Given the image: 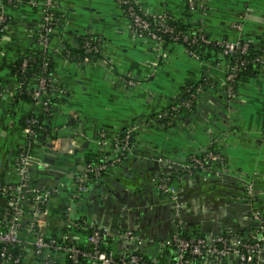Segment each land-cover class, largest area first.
<instances>
[{"label": "crops", "instance_id": "crops-1", "mask_svg": "<svg viewBox=\"0 0 264 264\" xmlns=\"http://www.w3.org/2000/svg\"><path fill=\"white\" fill-rule=\"evenodd\" d=\"M55 1L58 21L50 46L53 74L66 93L57 95L52 127L63 148L52 149L54 138L32 150L48 163L38 167L36 183L60 189L50 202L52 233L66 226L62 216L69 205L73 219L86 218L113 232L116 253L141 251L158 264L172 261L174 251L165 242L175 234L230 235L244 241L261 238L264 58L259 72L241 82L234 96L210 88L194 111L167 128L168 123H158L151 116L168 109L189 82L201 80L203 63L181 44L160 49L150 37L140 36L119 0ZM191 1L195 9L190 8V0L142 3L151 14L167 11L185 23L202 24L213 39L242 37L264 43V0ZM43 9L40 3L25 1L6 10L9 21L0 38L3 81L11 80L10 63L38 45ZM87 34L102 37L104 49L101 57L82 63L67 50ZM210 66L223 88L228 61L218 65L212 60ZM11 105L9 94L0 96V177L16 182L17 149L25 138L21 119L31 106ZM136 120L142 123L129 159L90 181L82 197L73 199L74 179L85 169L88 157L117 155L112 144L101 143L100 132L114 137ZM215 142L226 159L224 168L209 173L186 167L190 156ZM162 185L169 186L170 192ZM126 232L135 238L124 236ZM193 264H264V243L252 262L234 255L223 260L201 258Z\"/></svg>", "mask_w": 264, "mask_h": 264}, {"label": "built area", "instance_id": "built-area-1", "mask_svg": "<svg viewBox=\"0 0 264 264\" xmlns=\"http://www.w3.org/2000/svg\"><path fill=\"white\" fill-rule=\"evenodd\" d=\"M29 2L33 5H43V18L38 27L39 37L38 45L46 52V57L49 59L52 54L51 39L57 27V17L54 13L55 0H1L0 7V38L5 32L9 16L6 10L12 3ZM125 7L126 14L131 21L133 28L140 36H148L157 42L160 49L166 45L165 35L174 40V43L183 46L202 42L204 44H215L222 48L219 55H232L233 53L245 54L248 51V42H243V38L239 37L236 41L227 39H213L209 36L202 24L198 26V34L192 39L188 35H181L182 31L176 30L175 26L169 24V21L175 19L173 15L167 11L158 14H151L148 8L142 3V0H119ZM189 6L195 9L196 5L190 0ZM241 28V26H238ZM93 35L87 36L84 42L86 55L83 56L82 63H89L98 57L91 55L99 51V46L94 43ZM172 44V43H171ZM187 52L194 56L190 47L183 46ZM49 51V52H48ZM67 54L71 56V51L68 49ZM53 56V55H52ZM75 58V56H73ZM29 58H26L21 67L25 70L28 66ZM215 60L218 65L221 61L218 59H210L201 61L203 67L211 68L210 61ZM257 62L262 63L263 59L258 56L255 58ZM249 60L247 58H237L233 65H229L230 71H227L225 82H235L238 71L244 67ZM43 68H47V62L43 64ZM55 78L41 75L38 78V87L27 91L34 105H43L46 110L49 109L48 101L41 99V94L44 90L51 89L50 95L57 96L66 93L65 89L55 86ZM131 84V82H130ZM20 89L16 84L14 89L9 87L0 91V96L9 94L11 98ZM202 89L199 88L200 92ZM230 84L227 88V95L232 97L236 94ZM193 98L195 94H191L190 98L183 99L179 103L172 104L168 109L160 112L158 118H167L173 113L181 110V108H192ZM153 120V119H152ZM151 121V120H149ZM152 122V121H151ZM142 121L131 122L123 140L118 141L114 148H119V153L110 159V162L103 164L87 163L85 169L79 173L74 179L73 199H80L87 191L91 176L98 177L102 171L108 170L122 163L125 154L133 152L135 149L131 144V137L141 126ZM26 127L24 141L18 146L16 154L18 181H7L0 177V264H81L82 258L88 260L89 264H158L156 261L148 258L141 251L131 253H116L114 250L105 251L102 249V240L112 237L113 232L104 227H100L86 218L73 219L71 217V207L69 205L64 209L63 218L66 226L59 233H52L49 228L51 218V199L56 196L60 189L58 187H42L38 184L30 182L32 168L48 167V163L42 158H39L33 153L32 138L36 135V127L39 125V120L36 116H27L25 119ZM165 124V123H163ZM168 124H172L169 120ZM107 131L100 132L101 143L103 145L111 144ZM113 139L117 140L116 135ZM60 138H57L52 143L54 151H60L63 148L59 144ZM67 142L66 139H64ZM226 159L221 152H210L205 159H201L193 154L189 157L186 167L189 170H203L212 172L215 168H221L216 165L218 162H224ZM165 192H170L169 186L162 185ZM259 227V233L262 236L256 240H239L230 235H218L214 238H207L203 235L185 236L182 233L175 234L168 240L165 245L171 247L174 251L171 264H192L193 257L210 258L215 260H223L230 256H237L243 262H252L260 254L264 241V220ZM89 228L92 230L88 241L89 250H84L76 240L79 239L73 232L66 231L65 228ZM127 234V235H126ZM124 236L135 238L132 233L126 232ZM140 243V241H139ZM192 256V257H191Z\"/></svg>", "mask_w": 264, "mask_h": 264}, {"label": "trees", "instance_id": "trees-1", "mask_svg": "<svg viewBox=\"0 0 264 264\" xmlns=\"http://www.w3.org/2000/svg\"><path fill=\"white\" fill-rule=\"evenodd\" d=\"M15 4H18V3L15 2L12 4H8L7 6H13ZM169 24L172 26H175L176 30L182 31V34H181L182 36L186 34L189 36L190 39H192L195 35L198 34V26L200 25V23L198 22L185 23L181 19H172L169 21ZM87 36H91V35L87 34L85 36H82L77 46L73 45L72 47H69V50L71 51V55L77 57L80 60H82L83 56L86 55L85 48H84V42ZM38 37H39V32H37V39ZM93 37L95 39L94 43L99 46V51L94 52L91 55V57L92 58L95 56L101 57L103 53V49H104V39L97 35L96 36L93 35ZM165 38L167 40L166 45L174 43V40L169 38L168 35H165ZM242 40L243 42H248L249 44L247 53L242 54V55L240 54L239 51L237 53H233L232 55H225V54L219 55V52L222 50V48L215 44H204L202 42H199L196 44L187 45L186 43H183V46L190 47L194 56H198L201 61L210 60V59H218L219 61L227 60L230 67L231 65H233V63H235L237 58L244 57V58H247L249 62L244 67H242L241 70L238 71V76L235 82L233 83L225 82V85L223 88L219 87V85L217 84V81L214 79L213 74H211L212 68H208L204 66L203 67V77L201 78V80L198 82H189L186 86L183 87L181 93L171 103V105L174 103H179L183 99L190 98L191 94L194 93L195 98H193L192 108L191 109L181 108V110L173 113L171 116L167 118H162V119L158 118V116L154 114L153 116H151L153 120L158 123H162V122L168 123V121L171 120L172 124L167 125V128L174 127L175 125L179 123L180 119L183 117V114L192 112L196 109V106L197 104H199V101L202 98V95L208 89L212 88L218 91L222 90L223 92L226 93L227 88L230 84L235 90H237L241 82L247 81L250 77L256 75L259 72L258 70L260 68L261 63L257 62L255 58L258 56H260L262 59L264 58V43L256 44L246 39H242ZM181 43L182 42L180 41V44ZM46 55H47V52L41 46H36L35 48L26 49L22 51V53L18 56V58L15 61L11 62L9 65L10 74L12 76L11 80L3 81V79L0 78V91L8 87L10 89H14L16 84H18L20 87V89L17 90V93L14 95V98L12 99V105H11L12 108L16 107L17 105L21 103H26L27 105L31 106L29 110L26 112V114L21 119L22 128L27 126L25 124V119L27 116L34 115L39 120V125L36 127V135L32 138V141H33L32 148L36 147L37 145H41L42 143L46 142L49 139L57 138V136L59 135V133H56L55 129L52 127V121L57 114L56 103L59 100L58 97L57 96L54 97L49 94L51 91L50 88L42 92L41 99L43 101H48V104H49V109L46 110L43 105L35 106L34 100L32 99L31 95L27 92V91H31L38 87V84H39L38 78L41 75H45L47 77H54L53 56L51 54V57L48 59ZM26 58H29L30 60L28 62L27 68L23 70L21 65ZM45 62H47L46 69L43 68V64ZM227 71L229 72L230 69H228ZM227 71L224 75V79H223L224 81L228 74ZM55 86L62 87L59 84H57V82H55ZM199 88L202 89L200 92L198 91ZM127 129H128V126L120 130V132L116 135L117 140L113 139L110 133L107 132L108 133L107 137L109 138L112 137L111 144L113 146H115V144L118 141L121 142L123 140V138L126 135ZM135 143H136V138H135V133H133V136L131 137V144L135 147ZM118 149L119 148H116L117 153H119ZM210 152H221L220 149H218L216 142L210 148L206 149L205 151L199 154H196V156L201 159H205ZM131 153L127 152L125 154V156L123 157L122 163L126 162L129 159ZM109 155L110 154H108V157L103 156V155L101 156L91 155L88 157L87 163H94L96 165L103 164L105 162L109 163L111 159ZM216 165L224 168L226 165V160L224 162H218ZM36 171H39L38 167L32 168L31 170L30 182L32 184H37L36 181L34 180ZM106 171L107 170L102 171L101 175ZM95 179H97V177L91 176V180H89V182ZM65 230L73 232L75 235L79 237V239L76 240V242L81 244L84 250L90 249L88 238L92 232L91 229L87 227L86 228L70 227V228H65ZM183 235L190 236L186 233H184ZM195 235H198V234H195ZM198 236H201V235H198ZM112 244H113L112 237L104 238L102 240V249L105 251L114 250ZM192 259H193L192 262L195 263L196 261L200 260V257L195 256ZM81 261H82L81 264H89L88 260H86L85 258H82Z\"/></svg>", "mask_w": 264, "mask_h": 264}]
</instances>
